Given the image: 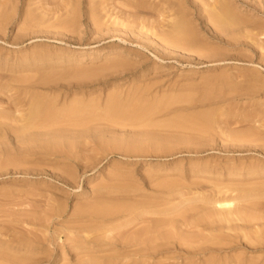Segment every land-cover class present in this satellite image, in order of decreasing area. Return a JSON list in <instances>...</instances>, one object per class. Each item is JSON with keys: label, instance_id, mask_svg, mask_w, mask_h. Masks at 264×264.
<instances>
[{"label": "rangeland", "instance_id": "rangeland-1", "mask_svg": "<svg viewBox=\"0 0 264 264\" xmlns=\"http://www.w3.org/2000/svg\"><path fill=\"white\" fill-rule=\"evenodd\" d=\"M227 1L0 0V264H264V0Z\"/></svg>", "mask_w": 264, "mask_h": 264}, {"label": "bare ground", "instance_id": "bare-ground-1", "mask_svg": "<svg viewBox=\"0 0 264 264\" xmlns=\"http://www.w3.org/2000/svg\"><path fill=\"white\" fill-rule=\"evenodd\" d=\"M146 1V0H145ZM142 3H143V0H142ZM2 4V3H1ZM154 5V4H153ZM155 6V5H154ZM156 7V6H155ZM181 7H183V8H185L184 6H182L181 5ZM7 8V7H6ZM157 8V7H156ZM2 11V10H1ZM3 12V11H2ZM2 12H0V15L2 16ZM5 12V11H4ZM3 12V14H7V13H4ZM239 13H237L234 9H233V7H232V5L227 1V0H214V2H213V4H211L210 5V11H209V17H210V19H211V21H212V23L213 24H215V26L216 27H218V28H220V29H228V30H231V29H234V28H237L236 26H238L239 27V25H241L243 22H242V18L238 15ZM4 19V17L2 18V20ZM177 20H175V19H171V21L173 22H171L170 24V33L171 34H173V35H175L177 38V41H180V43L182 42V43H189V45H191V43L193 44V42H195L192 38H191V34H192V30H193V28H192V26H191V24H189V21H187L186 19H184L183 17H182V19L181 18H176ZM175 20V21H174ZM67 22V21H66ZM70 22H72L71 20H70ZM69 21H68V23H70ZM100 22V20L99 21H96L95 23H96V26H97V24ZM67 24V23H66ZM102 24L103 23H101V26H102ZM107 24V23H106ZM70 26H73L72 25V23H70L69 24ZM99 25L100 24H98V27H99ZM112 25V24H111ZM65 28H66V26H65ZM70 28V27H69ZM260 32V31H259ZM263 33H264V31H263ZM262 34V33H261ZM193 35V34H192ZM261 36V35H260ZM192 39V40H191ZM80 77V76H79ZM80 79V78H79ZM34 95V94H33ZM33 95L31 96V98H33ZM39 95V94H38ZM37 95V96H38ZM44 100V99H43ZM31 101V100H30ZM48 102V101H47ZM50 102V101H49ZM74 102V101H73ZM116 106V105H115ZM123 106V105H122ZM29 107L30 108H27V114H26V116L25 115H23L22 116V119L24 120H22V122H21V125H22V123H23V125H22V127H21V125H19V128L17 127V131H19V129H21L23 132L25 131V129H26V132H30L31 130H33L32 132H40L41 133V131L42 130H44L45 129V127H49V126H51L48 122L49 121H51L52 122V120H56L55 119V116H54V114H52L51 113V111H47V109H46V106L44 105V103L42 102V101H40V100H38V99H34L33 100V102L29 105ZM110 107V106H109ZM125 107V106H124ZM117 108V107H116ZM115 108V109H116ZM29 109V110H28ZM49 109V108H48ZM121 109V108H120ZM68 111V113H70V114H74L75 112H74V106H71V108L70 109H68L67 110ZM75 111H76V107H75ZM80 111V110H79ZM82 111V110H81ZM89 111V110H88ZM123 111V110H122ZM121 111V112H122ZM79 113V112H78ZM60 115V114H59ZM67 115V114H66ZM57 116V115H56ZM70 116V115H69ZM69 116H66V118H68ZM79 116H81V115H79L78 114V116L77 117H79ZM62 117H63V115H62ZM75 117V116H74ZM74 117H70V120H71V118H74ZM77 117H75L76 118V120H77ZM12 117L10 116L9 117V115H7V114H5V115H0V130H1V132L4 130H7L8 128H9V126H10V128H11V131H13L12 130V128L13 129H15V127H12L11 125V123H9L8 124V122L7 121H9V120H13V118L11 119ZM4 120V121H3ZM19 122H20V120H18ZM58 121V120H57ZM64 121V118L62 119V122ZM66 121L67 120H65L64 122V124H68V126H72V124H73V126H74V119L71 121V125H69L70 123H68L69 122V119H68V121H67V123H66ZM9 122H11V121H9ZM50 122V123H51ZM54 122V121H53ZM46 123H48L49 125H47ZM55 123H56V121H55ZM53 124V126L55 127V125L57 124ZM59 123H61V121L59 122L58 121V124L56 125V127L59 125ZM47 125V126H46ZM66 126V125H65ZM67 126V127H68ZM21 127V128H20ZM50 128H53L52 126L51 127H49V129ZM28 129V130H27ZM48 129V128H47ZM21 130H20V132H21ZM46 130V129H45ZM46 132V131H45ZM25 133V132H24ZM34 134H38V133H34ZM34 136H36V135H34ZM245 195H246V197L248 198V196H247V194H243V197H245ZM242 197V196H241ZM240 197V198H241ZM242 197V198H243ZM239 198V196L238 197H236V196H225V197H219V198H217V199H215V202H214V204H216V206H218L221 210H220V212L222 211V210H226V211H228V212H226L227 214L229 213V214H231L232 213V210H233V212H234V210L235 209H233L234 207H235V204H236V200ZM244 199V198H243ZM214 201V200H213ZM127 204V203H126ZM253 204V203H252ZM250 206H253V205H250ZM86 210V209H85ZM85 210H83V211H85ZM124 209H122V208H118L117 206H107L106 204H103V206H101V207H95L93 210H91V211H89V212H87L86 213V217H88L89 219H88V221H92V220H97L98 218H100V217H102V218H104V217H107V216H109V215H111V214H115V213H118V212H120V211H123ZM248 211V210H247ZM223 212H225V211H222L221 213H223ZM243 212H245V211H243ZM243 212H241V213H243ZM249 212L250 211H248V214H249ZM250 213H252V212H250ZM224 214V213H223ZM244 214V213H243ZM242 214V215H243ZM246 214V213H245ZM247 215V214H246ZM250 216H253V218H254V215L252 214H249ZM249 215H247L248 217H249ZM210 216H212V214L210 215ZM226 217V216H225ZM92 218V219H91ZM206 218V217H205ZM250 218V217H249ZM252 217L250 218V219H253ZM238 219H239V217H238ZM240 219H243V220H245V222H246V219H244V218H240ZM239 219V220H240ZM227 220V219H226ZM240 221H242V220H240ZM244 222V221H243ZM91 224V223H90ZM100 224H102V223H100ZM91 225H93V224H91ZM102 228V227H101ZM109 230V229H108ZM222 236H223V234H221ZM219 237H220V235H219ZM169 238V237H168ZM216 238H218V237H216ZM221 238V237H220ZM226 238V237H225ZM224 238V239H225ZM227 240V239H226ZM225 241V240H224ZM220 242V241H219ZM212 243H213V241H212ZM215 243H218V241H214V244ZM222 243V242H221ZM165 244V243H164ZM224 244V243H223ZM225 244H226V242H225ZM216 245H218V244H216ZM158 247H159V245L158 244H154V246L152 245V246H147V245H144L143 246V248H144V252L145 253H148V252H155V251H157V249H158ZM138 254V253H137ZM139 255V254H138ZM153 256V255H152ZM146 257V256H145ZM3 258V257H2ZM144 258V257H143ZM2 261V260H1ZM12 262H13V260H12ZM21 263V262H20ZM99 263V262H98ZM97 263V264H98ZM4 264V263H3Z\"/></svg>", "mask_w": 264, "mask_h": 264}]
</instances>
